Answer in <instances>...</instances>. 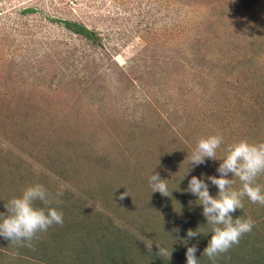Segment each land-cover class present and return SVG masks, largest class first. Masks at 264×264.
<instances>
[{
	"label": "rangeland",
	"instance_id": "obj_1",
	"mask_svg": "<svg viewBox=\"0 0 264 264\" xmlns=\"http://www.w3.org/2000/svg\"><path fill=\"white\" fill-rule=\"evenodd\" d=\"M218 1L222 0H0V194L5 192L10 201L37 183L72 191L84 200V208L112 218L140 241L153 242L156 249V243L176 249L173 243L168 245L169 240H176V233L170 235L168 226L190 225L195 230L200 225L209 230L202 206L193 203L192 198H182L179 203L178 199L191 175L205 179L215 196L218 189L206 178L219 175L216 169L221 161L206 158L205 164L183 178L191 167L188 157L198 140L210 135L223 138L218 158H223L226 148L240 140L253 142L257 132L254 111L264 112L263 96L256 97L262 90L254 70L257 61L235 68L226 63L229 58L225 53L231 52L219 48L205 51L209 45L207 35L217 29L216 20H221ZM226 1L229 8L235 7L232 17L237 22L228 27L227 33L237 41L234 46H246L250 32L264 33V0ZM27 8L33 11L26 12ZM55 18L80 21L94 28L103 46L90 50L81 37L66 30ZM220 34L225 41L224 31ZM191 50H199V56L191 61L205 51L207 59L220 65L218 71H211L201 61L211 86L206 95L195 87L197 80L191 77L194 73L186 67L188 59H184L185 67L178 66L179 62L173 64L177 69L170 67L173 56L184 58ZM81 52L88 53L82 63ZM96 52L106 56L102 64L109 62L111 67L113 63L128 72L136 70L151 85L150 78L157 74L173 73L168 78L170 88L162 87L155 94L137 82V88H130L133 95H128L131 101L126 104L127 111L113 95L100 105L99 96L71 84L74 79L79 84L100 70ZM106 53L112 60H107ZM102 75L103 88L120 89V82L125 81L120 79L121 73L112 70ZM251 83L254 87L249 86ZM118 92L116 96L123 97ZM137 93L147 97L148 102L138 104ZM141 113L147 118L139 121L140 128L133 136L131 132L138 123L134 118ZM98 119L105 123L100 129L108 133L94 137V121ZM153 172L166 180L170 191L175 188L174 199L172 194L158 199L163 205L161 218L154 212L158 218H151L161 233L158 241L138 233L135 227L153 211L148 197L142 195L138 201L142 189L151 193L149 178ZM233 180L239 189V179ZM104 191L108 193L103 195ZM122 193L127 195L121 199ZM154 195L151 193L149 198L155 199ZM117 198L123 203L134 201L127 208L130 212L120 211ZM80 203L77 202L79 206ZM174 210L177 212L172 213ZM254 212L249 207V216ZM130 221L134 225H129ZM12 252L15 249H0V256ZM24 254L15 255L32 263L42 261Z\"/></svg>",
	"mask_w": 264,
	"mask_h": 264
},
{
	"label": "trees",
	"instance_id": "obj_2",
	"mask_svg": "<svg viewBox=\"0 0 264 264\" xmlns=\"http://www.w3.org/2000/svg\"><path fill=\"white\" fill-rule=\"evenodd\" d=\"M229 5L230 4H228L226 0L218 1V3L216 4V8L219 12V17L221 20H216L217 29L212 30V33L207 35L206 40H208L209 45L207 46V49L205 51H212V49L219 48V50L221 51L227 50L231 52L225 53V55H227L229 58L226 63L228 66L231 64V66L235 68L237 66H240L242 63L243 65H246L248 63L254 64V62L257 61L254 70L257 76L256 81L258 83V87L262 90L258 92L259 94H257L256 97L260 98L263 96L264 98V33L261 34L259 32L255 34L250 32L248 34L249 43H247L246 46L239 47V44H237L238 47L234 46L237 41H235L233 37L230 34L228 35L227 33L228 27L232 28L237 21L232 17L235 7L232 5V8H229ZM25 11L31 12L33 10L32 8H27ZM55 19H57V21L61 23L62 27H64L66 30L81 37L85 41L86 45L89 46L88 48L90 50L97 49L99 45L103 46L102 37L99 36L94 28L89 27L87 24L66 18ZM221 30L225 33V41L220 34ZM231 31L234 30L231 29ZM218 44H221L225 47H218ZM205 51L203 52V54H201L200 57L195 58V60L193 61H191L192 58L196 57L199 54V50H191L187 52L184 58L173 56V62L170 64V67L172 69H177L173 68V64H176L177 62H179L178 66L185 67L186 61L184 59H188V66H186L187 70L194 73V77H191L193 80H197L195 87L199 88L198 91L202 90V93H204V95H206L207 91L211 89V86L207 82V73H204L205 71H207V69L201 63V61L204 60V62L209 65V70L211 71H218L217 69L220 68L219 63H215L214 61L211 62L209 59H207L209 55ZM96 53L99 55L98 60H100L99 62H97L100 70L96 71V75L90 74L89 76H86L87 78H83L79 84L75 83L76 79H74L71 81V84L73 85V87L74 85L75 87H77V85L86 87V92L91 93L92 96L96 95V98L99 96V98H97V101L100 105H104V103H106V100L111 98L110 95H113L112 97L114 99H120L121 107L124 108V110L126 109L127 111L128 107H126V104H130L131 96L133 95V92L130 88H137V82H141L139 84L140 86L148 88V90H151V92L155 94H158L161 91L162 87H166L168 89L170 88V86L168 85V78L172 77L173 73L165 72L157 74L154 78H150V81H153V85H151L149 82L147 83L145 80H142L143 75L139 74L136 70H131L130 72H128V69L122 68L120 66L116 67L113 63H111V67L109 62H107L106 65L102 64L103 60L106 61V56H104L103 52ZM87 54L88 53L80 54L79 59L82 60L80 61V63L85 60V56ZM94 60L95 59H93L92 61ZM107 60H112V58L107 55ZM87 63L89 62H86V64ZM111 70L115 73H121L120 79H125L124 82H120V89L117 87L110 88L108 86H104L103 88L102 81L104 80V77L102 73L105 74V72H109ZM122 75H124L125 77H123ZM87 79H89V81L85 85L81 84L82 82L87 81ZM240 84H244V82L241 81ZM249 86L254 87V84L251 83ZM114 90H120V92L123 94V97L122 95L120 97H117L116 95H118L119 92L117 91L116 93H114ZM129 93H131V96H128ZM138 93L135 95V100L138 104H142L143 101L148 102L147 97H145L142 93ZM130 118L132 119V116H130ZM146 118L147 117H145L144 113H141L140 115L136 116V118H134V120H138V123L135 124V128L131 132L133 136L137 134L136 128L141 125L139 121H145ZM254 119L255 122L253 123L256 124L257 127V132L255 135L256 138L253 137V142H248H264V112L255 110ZM94 124V137L99 135L100 133H102L103 135H106L108 133L107 131H103L100 129L101 126L105 124L102 120L100 121L98 119L96 120V122L94 121ZM167 127L169 131H171L172 133L174 132L172 128H170L169 126ZM125 163H127V161ZM122 169H125V167L123 166ZM257 183L264 186V178H258ZM184 186H186V184H184L182 187ZM239 186L241 187V182H239ZM48 190L52 193H55L60 189H58L57 187H48ZM209 191L211 194L210 189ZM63 192L64 195L61 199L62 202L58 205H54L55 207H57V210L63 212V225H53L48 229L46 233H41L39 240L34 241V248L20 247L11 244L10 241L0 237V249H15V252L1 255L0 264H4L7 261L11 262V264L39 263L28 262L26 258H23L22 256H16V253H25L24 255L27 258L28 256H33V258L40 257L42 258V261L38 260L41 262L39 264H186L187 247L193 244L197 246L198 250L196 255L198 258H201L200 264H212V262L209 261L207 257L202 256L203 250L207 246L211 238V233H208L206 235H198L197 237L192 239H187V230L189 228L193 229L190 225L182 226L178 224L175 227L168 226L167 231L171 233L170 235L173 236V233H176V240H169L168 245H170V243H173V245L176 246V249L172 250L171 258L167 260L166 257L162 258L157 255L158 249L151 247V250H149L146 247V243L140 241L138 236L135 233L133 234L132 232L128 231L125 226L123 227V225L121 226L114 223L112 218L109 219L98 211L84 208L83 204L85 202L82 198L79 197V195L74 196L75 193L67 190H63ZM181 192L182 194H180L181 196L178 199V203L182 198H192V201L195 204L198 202L196 201L197 197L185 191V189H183ZM107 193L108 191H104L103 195H106ZM142 195L148 197L149 204H151V206L153 207V211H150L149 215L143 216V219L146 218L143 221V224L135 227L138 229V233L144 236L149 235L150 239H152L153 241H158V238H161V233L159 228L152 223L151 218L155 217L153 215V212L158 215V217L163 215L161 211L163 205L158 200L162 196L158 192H155V195L153 197L155 199H151L149 198L150 194H148V191H144L142 189L138 201H140ZM4 196L5 200H2ZM172 199H174L173 193ZM115 200L117 203L116 205L118 206V208H120V211L122 213H124L125 211L130 212L127 208H129V205L132 206L131 202L134 201L123 203L118 198ZM78 201H81L80 206L77 204ZM7 202V195H5V192L3 194H0V213H4L6 211L4 205ZM102 202L104 203V201ZM107 202L108 201H106L105 203ZM243 203L244 209H246V211L244 212L241 209V212L239 211V214L234 215L235 217L233 218L239 217L241 219H246L247 217H251L249 216L250 207L255 210V212L260 211V213L258 214H256L255 212L254 214L252 213L251 218L255 221V225L250 233H247L241 237L237 245H234L226 253L219 256L215 264H264V206L258 203H251L247 198L244 199ZM253 205H256L257 207ZM37 206L39 207L42 205L38 204ZM123 208L125 210H123ZM166 208H169V205H167ZM174 212L177 211H172V213ZM137 215L141 214L137 213ZM180 215L184 216L185 213ZM137 218L134 219V223H136ZM162 221L169 222V220ZM131 223L134 225V223L131 221L129 225H131ZM139 228L142 229L140 230ZM177 228L179 229L178 232L175 231ZM201 230L208 231L206 229Z\"/></svg>",
	"mask_w": 264,
	"mask_h": 264
},
{
	"label": "clouds",
	"instance_id": "obj_3",
	"mask_svg": "<svg viewBox=\"0 0 264 264\" xmlns=\"http://www.w3.org/2000/svg\"><path fill=\"white\" fill-rule=\"evenodd\" d=\"M222 143L223 138L220 135L200 138L188 157L191 167L183 176L184 178L193 168L205 164L206 158L221 161L216 169L219 175L206 178L211 185L217 187L218 192L215 196L210 194L209 183L195 175L191 176L185 189L197 197L196 204L202 206V215L209 226L208 231L201 230L200 225L195 230L189 228L187 239L211 233L202 256L207 257L212 264H215L219 256L237 245L241 237L250 233L255 225L251 217L233 218L232 214L237 209H243L244 199L264 206V186L257 183L258 177L264 175V142L250 143L247 140H240L226 148V155L223 158H218L217 150ZM233 177L241 182L239 189L234 187ZM149 186L151 193L158 192L164 197H171L175 189L170 191L166 180L157 172L150 176ZM63 195V190L52 193L39 183L26 187L21 195L4 205L6 211L0 213V237L20 247L34 248V241L39 240L41 233H46L53 225H63V212L54 206L62 202ZM125 195L127 194L122 193L120 198ZM38 202L42 206L38 207ZM175 231L178 232L179 229ZM152 244L153 242H149L146 247L151 250ZM156 245L157 255L166 257L167 260L171 258L172 248L169 250L161 244ZM197 250L195 244L187 247L186 264H200L201 258L197 257Z\"/></svg>",
	"mask_w": 264,
	"mask_h": 264
}]
</instances>
